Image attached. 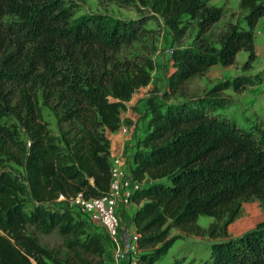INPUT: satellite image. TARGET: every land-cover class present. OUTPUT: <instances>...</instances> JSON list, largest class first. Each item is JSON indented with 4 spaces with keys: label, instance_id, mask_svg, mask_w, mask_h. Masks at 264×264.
<instances>
[{
    "label": "trees",
    "instance_id": "obj_1",
    "mask_svg": "<svg viewBox=\"0 0 264 264\" xmlns=\"http://www.w3.org/2000/svg\"><path fill=\"white\" fill-rule=\"evenodd\" d=\"M126 1L160 16L175 42L167 90L147 97L149 121L133 155L132 174L142 183L132 197L138 264H156L177 239L171 230L197 232L202 215L223 221L207 230L223 238L198 264H264V220L228 234L243 202L264 205V137L217 111L225 90L264 78L235 75L204 94L173 99L212 66L233 65L241 50L248 52L242 67H252L264 0H241L244 16L228 23L218 45L206 33L224 9L209 0ZM151 18L80 13L71 0H0V264L107 263L103 235L58 198L109 192L107 132L119 129L127 102L158 67L151 54L129 49ZM192 21L198 33L181 44ZM55 230L64 250L39 238Z\"/></svg>",
    "mask_w": 264,
    "mask_h": 264
},
{
    "label": "rangeland",
    "instance_id": "obj_2",
    "mask_svg": "<svg viewBox=\"0 0 264 264\" xmlns=\"http://www.w3.org/2000/svg\"><path fill=\"white\" fill-rule=\"evenodd\" d=\"M71 1L77 5L80 13L88 11L122 18L138 17L143 13L147 17H152L145 23L147 31L140 34L138 40L134 42L132 47H129L134 51L151 54L158 63V67L153 71L152 84L148 91L142 92L139 102L147 99L148 95L151 94L158 93L161 96L167 90L169 75L174 70L172 69L174 67L170 49L175 45V42L174 34L160 16L153 15L146 8L140 11L139 7L141 5L126 0ZM240 1L209 0L211 4L221 6L224 9L222 18L206 33L216 45H218L220 34L226 30L228 23L237 21L244 16L245 12L240 8ZM197 33L198 25L195 21H192L186 34L181 37L180 43L190 44ZM255 43L257 59L252 63L249 70H244L242 67L248 59V52L241 50L238 52L233 65L223 66L218 64L210 68L204 75L191 78L180 91L174 94L173 99L179 100L185 96L204 94L216 83L235 75L248 74L254 76L259 74L264 78V16L261 17L255 29ZM223 95L226 96V104L224 107L218 108L217 111L236 121L242 128L253 131L258 137H264V79L255 84H248L238 92L229 88L223 92ZM139 102H137L133 111H140ZM139 114L140 120L145 118L144 111H140ZM46 118L50 121L52 128H58L56 117L49 110H46ZM126 216L128 215H123V219ZM262 220H264V205L261 200L253 198L245 201L242 203L238 217L228 226V234L234 237L240 236L253 229ZM124 222L127 228H130V221L125 219ZM222 222L214 216L202 215L197 221L201 227L197 232H186L173 228L171 235H178L177 239L169 252L156 264H173L176 259L185 260V263L198 264L209 258L212 243L222 239L223 236L213 237L207 230L213 223L221 224ZM91 228L94 230L93 227ZM33 229L31 227V230ZM38 235L44 244L52 248L64 247V239L56 230L50 234L38 233ZM64 249L65 247L62 248V250Z\"/></svg>",
    "mask_w": 264,
    "mask_h": 264
},
{
    "label": "built area",
    "instance_id": "obj_3",
    "mask_svg": "<svg viewBox=\"0 0 264 264\" xmlns=\"http://www.w3.org/2000/svg\"><path fill=\"white\" fill-rule=\"evenodd\" d=\"M172 49L170 52L172 53ZM119 130L123 135L130 133V127L122 123ZM135 151L128 155L133 158ZM111 183L109 192L102 196L85 197L83 193L75 196L58 198L59 202H65L66 206L73 212L85 219L91 227L101 233L117 257L134 255L132 264H138V233L132 221L137 204L133 201L134 193L142 183L135 179L132 174L134 161L129 164L124 155H110ZM123 212L127 213L130 228H123ZM106 264H117L108 261Z\"/></svg>",
    "mask_w": 264,
    "mask_h": 264
},
{
    "label": "crops",
    "instance_id": "obj_4",
    "mask_svg": "<svg viewBox=\"0 0 264 264\" xmlns=\"http://www.w3.org/2000/svg\"><path fill=\"white\" fill-rule=\"evenodd\" d=\"M215 66V65H214ZM212 66L211 68H213ZM174 69V68H172ZM152 83H150L147 87H142L137 90L131 100L127 102V106L122 110L121 113V124H127L130 127V133L127 135H123L121 131L118 129L116 131H108V137L111 140V154L113 155H124L126 161L130 164L134 159L128 155L130 151H135L137 148V144L140 138L143 137L145 129L147 127L149 117L147 116V99L139 102V97L142 95L143 91H148ZM150 96V95H148ZM138 103V107L140 111L145 112V118L139 119L140 111H133ZM126 212H123V215H126ZM126 218H124V221ZM123 228L127 229V226L123 225ZM134 259V255L129 256H121L117 257L115 252L108 247L106 252V260L116 262L117 264H132Z\"/></svg>",
    "mask_w": 264,
    "mask_h": 264
}]
</instances>
